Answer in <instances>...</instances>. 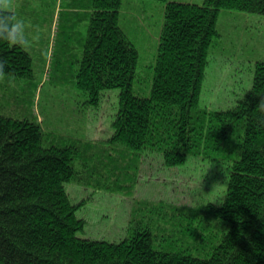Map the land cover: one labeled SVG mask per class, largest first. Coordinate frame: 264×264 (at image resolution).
Wrapping results in <instances>:
<instances>
[{
    "label": "trees",
    "instance_id": "trees-1",
    "mask_svg": "<svg viewBox=\"0 0 264 264\" xmlns=\"http://www.w3.org/2000/svg\"><path fill=\"white\" fill-rule=\"evenodd\" d=\"M86 1L76 86L93 105L102 90L119 89L112 134L105 142L138 159L146 150L159 152L166 166L191 154H215L227 163L223 195L177 213L186 215L179 222L182 236H189L184 248L161 245L137 208L126 237H81L79 203H72L64 186L83 181L84 165L74 166L77 145L54 143L34 117L0 112V264H264V58L255 64L251 86L232 106L209 110L198 104L219 34V13L234 9L261 15L264 0H165L148 93L133 85L138 53L118 22L123 0ZM0 61V75H31L23 45L0 41ZM102 158V168L94 158V170L125 176L124 160H114L111 152ZM165 215L169 231L176 218Z\"/></svg>",
    "mask_w": 264,
    "mask_h": 264
},
{
    "label": "rangeland",
    "instance_id": "rangeland-1",
    "mask_svg": "<svg viewBox=\"0 0 264 264\" xmlns=\"http://www.w3.org/2000/svg\"><path fill=\"white\" fill-rule=\"evenodd\" d=\"M4 3L25 21V42L21 45L30 55L32 71L30 77L0 75V112L34 117L54 143L77 145L74 166L82 169L84 165L83 181L64 185L72 203H79L76 216L84 220L77 234L118 241L129 234V219L137 208L138 213L142 210L138 217L151 226L161 245L184 248L189 236H182L179 222L186 215L177 213L222 197L226 161L215 154L212 158L191 154L180 164L166 166L156 151L146 150L138 159L130 151L110 148L105 141L112 134L119 89L102 90L93 105L76 86L88 24L87 1L0 0V5ZM164 5L165 0H123L119 9L118 22L138 53L133 82L137 91L148 93L150 89ZM217 28L219 34L209 49L198 102L209 110L228 108L242 97L252 84L256 62L264 58V14L222 10ZM103 152L125 161V176H118V171L102 174L100 169L94 170V158L103 167ZM111 162L109 158L108 169ZM160 203L166 206H158ZM149 206L150 211L145 208ZM165 213L176 218L169 231Z\"/></svg>",
    "mask_w": 264,
    "mask_h": 264
},
{
    "label": "clouds",
    "instance_id": "clouds-1",
    "mask_svg": "<svg viewBox=\"0 0 264 264\" xmlns=\"http://www.w3.org/2000/svg\"><path fill=\"white\" fill-rule=\"evenodd\" d=\"M0 41L12 45H21L25 42V21L18 17L11 5H0ZM3 62L0 61V64Z\"/></svg>",
    "mask_w": 264,
    "mask_h": 264
}]
</instances>
